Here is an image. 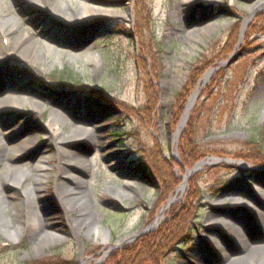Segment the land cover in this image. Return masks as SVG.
Returning a JSON list of instances; mask_svg holds the SVG:
<instances>
[{"label": "rangeland", "instance_id": "rangeland-1", "mask_svg": "<svg viewBox=\"0 0 264 264\" xmlns=\"http://www.w3.org/2000/svg\"><path fill=\"white\" fill-rule=\"evenodd\" d=\"M255 1H7L3 19L35 42L38 60L12 56L2 66L35 97L0 106V264H102L184 204L190 235L159 264H195L191 252L201 264H264V166L251 160H264V148L249 145L264 128V4L252 11ZM61 108L64 119L51 115ZM17 124L30 130L16 137ZM186 129L188 152L200 158L190 168L179 153ZM33 187L42 189L34 209ZM36 215L51 222L35 238Z\"/></svg>", "mask_w": 264, "mask_h": 264}, {"label": "bare ground", "instance_id": "bare-ground-1", "mask_svg": "<svg viewBox=\"0 0 264 264\" xmlns=\"http://www.w3.org/2000/svg\"><path fill=\"white\" fill-rule=\"evenodd\" d=\"M7 1L8 0H0V6H3L5 8L3 10L0 8V13L2 14V15L0 14V38L6 42V46H3V44L2 46H0V96H1L0 106H1L2 101H8L12 103L14 108L17 110L18 106L16 105H18V103L24 104L28 102L29 99L31 100L32 98L35 97V94L32 91L28 90L29 89L28 87H24L20 85L14 79L13 75H11L8 72H3L2 66H5V64L7 63V59L5 58L7 57L11 58L12 56H16V57H19L25 60H31V62L33 63L37 62L38 58L36 56H33L32 54V50L34 46L36 45L35 42L28 41L26 44H24L26 40L25 32L19 31L16 28L15 24L11 23V21L3 19L4 13L8 12L10 9L9 2ZM38 1L44 2L47 6L52 5L56 7L61 0H27L29 4L32 5L35 2L36 6L39 7L40 4L37 3ZM263 4H264V0H257L252 4L251 10L254 11ZM47 6H43V8L47 9ZM90 12H91V9L83 5V13L87 15V17L89 16ZM39 45L47 52L48 55H54L55 53L58 52L56 51V49H53L50 46H47L41 43ZM87 59L90 60L91 62H95V58H93L92 56H88ZM24 97H27V99ZM64 114H65V111L62 108L60 109V112H51V115L57 118L58 117L63 118ZM14 118H17L16 114H14V116L10 115V118L7 121V125H10V123L12 122L14 123L15 122ZM13 130H14V134H16L15 136L18 137L19 135H25V133H27L30 130V126L24 127L22 125L21 131H20L19 125L17 124V126L14 127ZM26 141L27 139L24 141L23 145L26 144ZM5 156H6V148L0 142V160H5ZM41 190L42 189L40 187H33L28 190L29 193L27 192L32 209H34L37 203L42 199ZM61 190H63L64 192L63 194H67L68 196L75 195V197L79 196L80 198H83L82 195L76 192V190L65 188L64 186H61ZM0 203L2 204L6 203L5 198L2 196H0ZM233 204H236V205L242 204L243 206L249 208L247 204H244L240 200H233ZM35 219H36L35 228H36L37 234L34 237L36 238L39 236H43L46 224L51 221L48 218L39 217L37 215ZM258 219H259V222H258L259 226L257 227L259 231H261L264 234V217L263 216L261 217L259 215ZM83 221L85 220H82L80 222L82 223ZM243 228L244 227L242 225H239V228L235 229L237 233H240V235L238 236L239 240H241L240 238H242L241 232L244 231ZM34 237L33 239H35ZM189 257L195 262V264H201L199 260L197 259V256L194 252H191Z\"/></svg>", "mask_w": 264, "mask_h": 264}, {"label": "trees", "instance_id": "trees-1", "mask_svg": "<svg viewBox=\"0 0 264 264\" xmlns=\"http://www.w3.org/2000/svg\"><path fill=\"white\" fill-rule=\"evenodd\" d=\"M57 83H61L60 79ZM61 85V84H60ZM184 96V92L180 97ZM185 96L181 101H176L175 110L172 114L173 123H177L178 118L182 115L183 107L185 104ZM187 129L182 136V144H180V158L183 167L190 168L195 162L200 159H194L188 152V139ZM186 136V137H185ZM249 145L252 146L253 152L260 151L264 148V128L258 132L256 136L249 140ZM181 151V152H180ZM257 163L256 167L264 166V160L260 158H252ZM159 163L165 165L162 160L159 159ZM138 173L140 177L151 186H158L159 182L156 178H153V173L148 170L147 167L139 166ZM172 183V181H171ZM163 194L168 201V195L170 190ZM192 210L184 204L183 207H175L170 210L169 220L164 223L158 230L139 237L135 242L126 246L121 250H114L108 259L102 264H159V259H165L178 246L180 242H184L188 239L190 233L186 231L187 221L192 214ZM193 215V214H192ZM190 231V230H189ZM42 264V263H31ZM46 264H70L64 262L46 263Z\"/></svg>", "mask_w": 264, "mask_h": 264}, {"label": "water", "instance_id": "water-1", "mask_svg": "<svg viewBox=\"0 0 264 264\" xmlns=\"http://www.w3.org/2000/svg\"><path fill=\"white\" fill-rule=\"evenodd\" d=\"M189 108H190V104H188L187 107H186V109H185L184 115H183V117H182V119H181V121H180V123H179L178 131H177V133H176V136H178V135L180 134V132L182 131V129H183V126H184L185 121H186V119H187V113H188V111H189ZM213 161H217V160H213ZM217 162H218V161H217ZM198 165H201V163L198 164ZM198 165H196L195 167H197ZM188 173H189V172H188ZM179 190H182V186H180ZM167 206H168V205H167ZM166 208H167V207H166ZM161 214H162V213H161ZM158 219H159V217L155 219L152 228L146 229L145 231H143L142 233H140L139 235H137V236L135 237V239H137V238L143 236V235L146 234L147 232H152L153 230H155V228L159 225ZM135 239H133V240H135ZM116 249H119V247H112L111 249L108 250V252H110V251H112V250H116Z\"/></svg>", "mask_w": 264, "mask_h": 264}]
</instances>
